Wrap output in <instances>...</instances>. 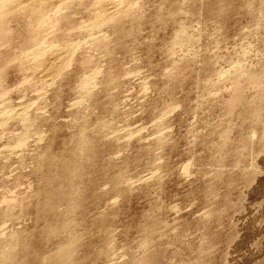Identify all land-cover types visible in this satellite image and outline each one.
I'll list each match as a JSON object with an SVG mask.
<instances>
[{"label":"rangeland","instance_id":"374dc122","mask_svg":"<svg viewBox=\"0 0 264 264\" xmlns=\"http://www.w3.org/2000/svg\"><path fill=\"white\" fill-rule=\"evenodd\" d=\"M98 1L52 0L72 25L54 22L59 41L52 26L41 32L42 56L20 47L31 22L20 9L1 14L0 252L18 236L30 250L13 264L54 254L61 238L46 240L36 209L51 195L43 178L63 177L84 131L95 159L84 152L81 190L66 188L80 203L74 264H264V94L242 77L231 102L237 71L264 81V0H123L133 12L120 32L100 23L89 34ZM52 42L69 66L47 69Z\"/></svg>","mask_w":264,"mask_h":264},{"label":"bare ground","instance_id":"6f19581e","mask_svg":"<svg viewBox=\"0 0 264 264\" xmlns=\"http://www.w3.org/2000/svg\"><path fill=\"white\" fill-rule=\"evenodd\" d=\"M51 1L52 0H0V45L2 44V43H4V42H6V39L9 37L10 38V36H11V32L10 33H8V31H11L9 28H7V26H5L6 25V21L4 20V19H2V17H1V14H5V13H7L6 11H7V7H9V9H10V7H12V6H15L18 10H19V12L20 13H22L23 14V16L21 15V17H22V19L24 18V19H29L31 22H34V24H30L31 22H29L28 21V23H29V30H27L28 31V35L26 36V42H23L22 44H20V47L22 48V49H24V48H30V47H34V45H36V46H38V47H35L36 48V50L38 51V53L36 52V54H40L39 56H42V54L46 51L45 50V47L47 46L46 44L49 42H47V41H45L44 39H47V38H44V39H42V36H41V32L42 31H45V29H47V28H49V27H51V29L53 28V33H54V36H55V39H57L58 41L59 40H61L62 39V34H60L58 31H59V28L58 27H55L57 24H55L56 22L55 21H63V22H65V24L64 25H66L67 26V24H71L72 23V21L70 20V17L69 16H67V15H64V16H61V17H58L57 15H56V13L55 12H53V13H55V14H52L51 12H52V7H50V3H51ZM62 1H64V0H62ZM76 1V0H75ZM81 1V0H80ZM96 1V0H95ZM98 1V0H97ZM125 1V0H124ZM123 0H99L98 1V4H97V6L98 7H100V11H101V13H100V16H101V20L102 21H100V19L98 18H96L98 21H100V22H97L96 20H95V23H97V26H96V24L94 25L93 23L91 24V26H87L86 27V29L88 30V31H90V32H88L89 34H91L92 32H93V34H95L94 33V31H96V30H99L100 28H102V26L100 27H98V25H100V23H106L107 25H108V23H109V25L112 23H115V24H113L114 26H112V27H114V29L118 32H120V30H117L118 28H119V24H120V22H121V20H118L119 19V17H121V16H124V17H127V16H130L131 15V13L133 12L132 10H131V5H130V7H128L126 4L127 3H125ZM80 3V2H79ZM95 3V2H94ZM136 3V2H135ZM65 4V3H64ZM12 5V6H11ZM135 6V5H134ZM134 8V7H133ZM251 10V9H250ZM12 11V10H11ZM56 11V10H55ZM59 11V10H58ZM17 12V11H16ZM178 12V11H177ZM8 13H9V11H8ZM58 14V13H57ZM134 15V14H133ZM8 16V15H7ZM19 16H20V14H19ZM99 16V15H98ZM99 16V17H100ZM9 18V17H8ZM16 18V17H15ZM121 18H123V17H121ZM94 19V18H93ZM27 21V20H26ZM58 21V22H59ZM55 22V23H54ZM92 22V21H91ZM25 23V25L27 26L28 24H26V22H24ZM8 24H9V21H8ZM60 24V23H59ZM62 24V25H63ZM105 24V25H106ZM111 24V25H112ZM72 25V24H71ZM87 25V24H86ZM23 27H24V25H23ZM89 27V28H88ZM27 28V27H26ZM55 28H58L56 31H54L55 30ZM62 28H64V27H62ZM259 28V27H258ZM21 29V28H20ZM50 29V30H51ZM264 30V29H263ZM183 31V30H182ZM99 32V31H98ZM97 32V33H98ZM102 32V31H101ZM10 34L9 36H8V34ZM43 33V32H42ZM51 33V32H50ZM49 33V34H50ZM59 33V34H58ZM124 33V32H123ZM92 34V35H93ZM122 34V33H121ZM182 34V33H181ZM92 37H94V36H92ZM96 37H97V35H96ZM98 38V37H97ZM102 39V38H101ZM103 40H105V39H103ZM94 41V40H93ZM47 42V43H46ZM54 42H56V41H54ZM54 42H52V44H53V46H52V44H51V46L53 47H51L52 49L51 50H53L52 52H51V55H49V57L48 58H46V66H48V68L47 69H49V71L50 70H52V68L54 69V68H59V66H62L61 64H63V66L65 65V64H67L68 66H69V64H71L69 61H70V59L72 58L71 57V55H72V53H71V51H72V48L69 50L68 48V46L71 44H69V45H67V51H70V53H71V55H69V53H68V56L69 57H71V58H66L67 60H65V62L66 61H68L67 63H65V62H63V58L64 57H67L66 55L65 56H63V54H66V53H61L62 51L64 52V50H62L61 51V49L59 50L58 49V44L57 45H55V43ZM104 42V41H103ZM57 43V42H56ZM92 43V42H91ZM15 44V43H14ZM49 44V43H48ZM93 44H95V46H96V48L98 47V48H100L101 46H102V41L101 40H98L97 39V41H95ZM26 45H27V47H26ZM31 45V46H30ZM65 45V46H66ZM73 46H71V47H74V45L75 44H72ZM104 45V44H103ZM49 46V45H48ZM65 46H64V48H65ZM88 46V45H87ZM50 48V47H49ZM60 48V47H59ZM7 49V48H6ZM31 49V48H30ZM74 49V48H73ZM9 50V49H8ZM100 50V49H99ZM34 51V50H33ZM32 51V52H33ZM49 51L47 52V54L49 53ZM61 51V52H60ZM67 51H65V52H67ZM74 52H75V50H73ZM29 53H30V51H29ZM34 53V52H33ZM47 54H45V55H47ZM1 55V54H0ZM23 56V55H22ZM44 57V56H43ZM43 57H42V59H43ZM74 57V56H73ZM91 57V56H90ZM39 58V57H38ZM1 59V58H0ZM72 60V59H71ZM1 61V60H0ZM44 61H45V59H44ZM43 61V62H44ZM62 61V63L61 64H59L60 62ZM39 63V62H38ZM88 63H91V60L89 61V58L87 59V58H85L84 59V61L82 62V65L83 66H86ZM58 64H59V66H58ZM89 65V64H88ZM39 66V65H38ZM45 66V65H44ZM58 66V67H57ZM83 66H81V67H83ZM63 68H65V66L63 67ZM264 68V67H263ZM61 69H62V67H61ZM236 69V68H235ZM63 70V69H62ZM48 71V73L50 74V72ZM53 71V70H52ZM243 71V70H242ZM44 72V71H43ZM46 72H47V70H46ZM55 72V71H54ZM56 72H58V71H56ZM59 73H60V71H59ZM88 73V72H87ZM54 74V73H53ZM45 75V74H44ZM58 75V74H57ZM236 78H234L236 81V83H234L235 84V89H234V91H235V93H237V94H235L236 96L233 98V101H231L232 103H236V102H239V100H241V99H239V97H240V95H239V93L240 92H242L243 90H242V84H240L241 83V81H239V78L241 79L242 77H245V78H247V81L249 82V84L251 83L252 85H255L256 87H257V89H259L260 88V90L262 91L261 92V94H264L263 92H264V81H262L261 80V78H258L259 76H254L253 74L251 75V73L250 74H244V73H242L241 71L240 72H236ZM263 75V74H262ZM261 75V76H262ZM48 76V75H47ZM55 76H56V74H55ZM59 76H60V74H59ZM180 76V75H179ZM85 78V77H84ZM90 78H92V77H90ZM90 78L89 79H86V80H84L85 82L83 83L84 84V87H85V92H86V94L87 95H89L90 96V92H91V86H92V84H91V81H90ZM238 78V79H237ZM262 78H264V77H262ZM94 79V78H93ZM228 80V79H227ZM243 80V79H242ZM46 81V80H45ZM174 81V80H173ZM237 81H239V82H237ZM40 82H42V80L40 81ZM243 82V81H242ZM107 86V85H106ZM94 87V86H93ZM259 87V88H258ZM82 88V87H81ZM242 90V91H241ZM233 92V91H232ZM86 94H84V95H86ZM258 96H259V94H258ZM262 98V97H261ZM232 99V98H231ZM243 99V98H242ZM260 100V99H259ZM244 101V100H243ZM257 101V100H256ZM231 102H229V103H231ZM241 104V103H240ZM254 104V103H253ZM232 105V104H231ZM230 105V106H231ZM233 106H234V104H233ZM260 106V105H259ZM233 108H235V107H233ZM254 108H256V107H254ZM257 109V108H256ZM255 109V110H256ZM254 110V111H255ZM258 111L260 110V109H257ZM256 110V112H255V114L256 115H258V111ZM253 111V112H254ZM260 112V111H259ZM9 115V114H8ZM247 115V114H246ZM262 119V118H261ZM24 121V120H23ZM109 124L108 123H106V124H102V125H100V128L101 129H108V127H111V126H108ZM86 133L84 132V131H82V132H80V135H79V137H78V141H76L75 142V144H76V147H78L79 146V148H77L78 149V152L80 153H78V152H74V156L73 157H75L76 156V158H73L72 157V159H74V161H72V163H71V161L70 162H64L63 164H62V170H63V172H64V175H63V177H59L60 175H61V170H60V175L59 176H57V175H53L54 176V178H52V179H49V178H43V179H45L46 180V187L47 188H50L51 189V195L49 196V199L46 201V202H44L43 204H41V205H38L39 207H36V205L38 204H36L35 205V207H36V209L38 208V215H39V217L40 218H42V219H45V222H47V223H45V226H44V229H43V235L45 234L47 237H45L46 238V240H47V238H50L51 236H56L57 238H61V241L60 242H58L59 243V245L57 246V248H56V250L54 251V254L53 255H51V256H45V255H43V254H41V253H39V252H36V254L34 253V260H36L37 262L39 261H41V262H43V264H74V262H75V260H76V258H75V250H76V247H77V244L79 243V242H81L80 240V238H83V237H81V236H79V235H76V232H75V229H74V226H73V222H75V221H73V219H71V215L70 214H72L71 213V211L76 207H78L79 205H80V203H79V201H75L76 199L75 198H73L72 196L73 195H71L72 193L74 194V192H72V191H75V193H78V192H80V190H81V187L79 186V184H80V182L82 181V178H83V176H84V173H86V172H83V174H82V169L84 168L83 167V163H84V159H86L87 157H93L94 155H93V153H96L95 151L96 150H94L93 149V146L94 145H92L93 143L91 142V141H89V139H87L86 138V136L87 135H85ZM161 142H162V139H161ZM163 143V142H162ZM78 145V146H77ZM163 146V145H162ZM75 147V146H74ZM95 148V147H94ZM94 150V152H92L91 150ZM220 149V148H219ZM221 149H222V147H221ZM72 151V150H71ZM222 151H224V150H222ZM221 151V152H222ZM70 152V151H69ZM73 152V151H72ZM84 152H86V154H87V156H86V158H85V153ZM88 152V153H87ZM253 152V151H252ZM95 156H96V154H95ZM88 159V158H87ZM87 159H86V161H87ZM93 159H95V157H93ZM53 160V159H52ZM85 161V162H86ZM91 160H89V161H87L86 163H88V162H90ZM92 162V161H91ZM85 166V165H84ZM56 167V166H55ZM83 167V168H82ZM92 167V166H91ZM85 171V170H84ZM42 172V171H41ZM109 173V172H108ZM52 176V175H51ZM62 176V175H61ZM123 178V176L121 177V175H119V176H115L113 179H112V182H113V184H114V186H118V185H120V183H121V179ZM123 180V179H122ZM147 180V179H146ZM78 181V182H77ZM74 182H77L76 184L74 183ZM71 184H75L74 185V190H73V188H72V193L71 194H69V192L67 193V191H66V188H67V186L68 185H71ZM83 184V183H82ZM122 184V183H121ZM118 189V188H117ZM38 192H39V190H38ZM39 194H40V192H39ZM38 195V194H37ZM37 195H35V196H37ZM75 195H77V194H75ZM40 197L42 196L41 194L39 195ZM38 197V196H37ZM36 198V197H35ZM40 199V198H39ZM46 200V199H45ZM37 202H38V200H37ZM14 203V202H13ZM61 204H63L64 206V208H65V210H67V208H68V211H66V212H63V213H60V211H59V207H60V205ZM66 204H67V208H66ZM12 205V204H11ZM16 205V204H15ZM14 205V206H15ZM18 205H19V203H18ZM23 205V204H22ZM22 205H19L18 206V208H20V206H21V208L23 209V207H22ZM17 206V205H16ZM82 206V205H81ZM75 208V209H76ZM63 209V208H62ZM69 212H70V214H69ZM9 213V212H8ZM11 215V214H10ZM50 215H52V216H54L53 217V219L51 220V219H49V217H50ZM12 216V215H11ZM51 216V217H52ZM6 217V216H5ZM104 217V216H103ZM3 218V217H2ZM1 218V219H2ZM11 218V217H10ZM9 218V219H10ZM6 220H7V218H5ZM101 219V218H100ZM99 219V220H100ZM75 220V219H74ZM102 220V219H101ZM77 222V221H76ZM75 224V223H74ZM151 225V224H150ZM151 226H153V225H151ZM76 227V226H75ZM78 228V227H77ZM146 228H148V226H146ZM151 228V227H150ZM101 229V228H100ZM143 229V228H142ZM149 229V228H148ZM153 229V228H152ZM151 229V230H152ZM147 230V229H146ZM145 231V229L143 230V232ZM146 232V231H145ZM153 232V231H152ZM40 233V234H41ZM107 233V232H106ZM148 233H149V231H148ZM151 233V232H150ZM78 234V233H77ZM112 234V233H111ZM42 235V236H43ZM108 235V234H107ZM149 235V234H148ZM147 236V235H146ZM18 237V236H17ZM17 237L15 238V237H13V240H14V238H15V240L11 243L10 242V246H11V249H10V251L9 252H6V253H1L0 252V264H13V262L15 261V263H16V261H18V259H20L21 257H22V259L23 258H25V257H27L28 256V254H29V250H28V244H26V242L25 243H23L22 242V244H21V240L20 239H17ZM41 238V237H40ZM106 238V237H105ZM147 238V237H146ZM17 240V242L15 243V241ZM41 240H43V239H41ZM45 240V239H44ZM49 241H50V239H48ZM83 240V239H82ZM107 242V241H106ZM12 244V245H11ZM19 244V245H18ZM81 244V243H80ZM6 245V244H5ZM21 246V249H20V253H19V257L17 258V251L15 250V247L16 246ZM8 246V245H7ZM54 246V245H53ZM81 247V246H80ZM106 247H107V245H106ZM109 247V246H108ZM107 247V248H108ZM1 248V247H0ZM4 248V247H3ZM19 248V247H18ZM106 248V249H107ZM110 248V247H109ZM104 247H102V249H101V251H100V249H99V255L100 256H102L103 254L104 255H108L109 256V252H111V251H107ZM107 252H106V251ZM1 251H3V250H1ZM98 251V250H97ZM3 252H5V251H3ZM101 252V253H100ZM32 254V253H31ZM97 255V254H96ZM95 256V255H94ZM98 256V255H97ZM107 256V257H108ZM84 257V256H83ZM104 257H106V256H104ZM151 258V257H150ZM82 259V258H81ZM145 259H146V257H145ZM151 259H153V258H151ZM150 259V260H151ZM149 261V260H148ZM150 262V261H149ZM14 263V264H15ZM137 264H148V262H147V260H141L140 262H138Z\"/></svg>","mask_w":264,"mask_h":264}]
</instances>
